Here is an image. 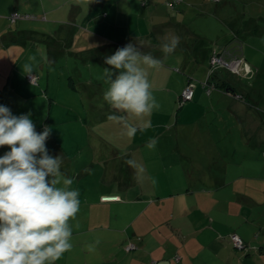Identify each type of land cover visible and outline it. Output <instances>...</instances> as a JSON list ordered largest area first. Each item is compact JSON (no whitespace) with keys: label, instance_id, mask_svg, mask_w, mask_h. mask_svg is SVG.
Listing matches in <instances>:
<instances>
[{"label":"rangeland","instance_id":"374dc122","mask_svg":"<svg viewBox=\"0 0 264 264\" xmlns=\"http://www.w3.org/2000/svg\"><path fill=\"white\" fill-rule=\"evenodd\" d=\"M145 1L150 2L147 7ZM172 1L180 0H138L139 6H133L130 17L132 29L136 32L140 19L143 24L137 33L156 36L148 41L158 38L153 44L162 52V30L181 27L170 32L171 38L173 34L183 39L178 50L185 49L186 54L200 60L210 51L226 50L246 58L245 64L252 69L245 72L243 68L237 74L223 68L229 71L233 84L241 82L244 91L240 93L250 94L241 100L250 110L240 119L231 112L227 98L215 111L207 98L199 129L206 139L205 154L192 144L189 129L178 136L172 126L164 128V116L152 113L145 120L151 127L128 144L132 156L119 154L121 151L114 155L112 148L97 141L96 131L107 128L96 129L97 117L89 109V95L100 92L96 82L104 78L102 67L72 54L58 65L52 64L54 71H49L35 46L40 44L36 34L21 35V49L12 52L10 59L0 52V105L16 116L30 113L37 132L51 129L48 152L62 157V172L73 178L71 187L80 192V211L70 221L73 247L56 264H234L222 256L231 261L240 253H255L256 247L264 252V0H182L175 8L168 7L167 2ZM12 4L3 5V12H14ZM21 4L18 14L39 15L33 10L42 4L23 0ZM150 6L151 10H142ZM47 10L52 7L47 5ZM122 12L129 13V6ZM57 18L63 19L64 13ZM6 23L0 24V30L20 27V31L41 33L36 20ZM60 31L59 24H52L43 33L53 32L54 41L50 42L55 45ZM164 36L169 37V33ZM30 55L39 62L33 73L36 84L22 71ZM179 67L171 66V72L180 75ZM173 123L174 119L170 125ZM108 129L116 140H122L121 129ZM150 138L158 141L154 150L145 147ZM7 151V147L0 148V156ZM208 153L213 156L208 157ZM127 159L139 167H129ZM240 207L251 211L249 221L239 218ZM234 236L247 247L237 249L231 241ZM96 240L99 245L89 253L86 246ZM225 240L230 243L231 258L221 249Z\"/></svg>","mask_w":264,"mask_h":264},{"label":"clouds","instance_id":"9594fccd","mask_svg":"<svg viewBox=\"0 0 264 264\" xmlns=\"http://www.w3.org/2000/svg\"><path fill=\"white\" fill-rule=\"evenodd\" d=\"M178 44L176 36L164 43L163 58L143 53L131 42L105 57L108 88L103 100L112 109L107 119L129 140L143 130L130 123V118L145 120L160 109L147 70L162 67ZM44 61L54 71V61L47 57ZM38 63L30 55L22 66L31 83ZM143 127L149 128L151 123L145 121ZM50 134L48 127L36 131L30 113L16 116L0 105V148L9 149L0 156V264H56L73 247L70 221L80 211V192L71 187L73 178L62 172V157L49 154L46 142ZM157 142L150 138L145 147L154 150ZM125 164L134 170L139 167L131 159ZM99 243L87 245V251L95 252Z\"/></svg>","mask_w":264,"mask_h":264},{"label":"crops","instance_id":"0c3cea01","mask_svg":"<svg viewBox=\"0 0 264 264\" xmlns=\"http://www.w3.org/2000/svg\"><path fill=\"white\" fill-rule=\"evenodd\" d=\"M21 1L22 0H0V24H7L6 22H9L10 15L20 11L22 5ZM62 1L63 2L61 4H58L57 0H23V2H25L26 4H42L38 6V9L33 10V13H37L36 10H38L39 15H42L44 13V16L41 19L39 15L32 16V14L24 13L26 16H32L36 18L34 20L39 22L38 26L41 27V33H39L38 31H20V27H16V30H12V28L6 29L4 27L0 30V52L2 51L6 53L8 59H10L12 52H19L21 49V35L33 36L36 34L40 36V44H35V46L38 47L44 58L47 57L49 60L54 61V65H58L60 60H63L64 57H66V60L72 58L73 54L77 55L78 58H81L84 61L86 59H91V61H93L92 63L104 69L105 67H108L104 63L105 57L114 54V52L118 48H121L130 42L134 43L143 53H150L157 58H163V51L161 52V50H157L155 48L157 44H153V41H155L156 39L158 40V38L151 39L150 43L148 41V37L154 38L156 36H148V34H143L140 31L139 33H137L139 27H141V24H143L139 21L140 19L138 20V23L140 24L136 32L132 29L130 17H132L131 15L134 14V12L132 11L133 6H139L138 0ZM181 1L182 0H180V2ZM8 3H13L12 7L14 12H11L10 10L5 13L3 12V5H7ZM144 3H146L145 6L147 7L150 2L148 3L145 1ZM47 5L51 6L52 10H47ZM128 6L130 8V12H122V10H124V8L126 9ZM152 7L153 6H150L148 9H141L149 11L152 9ZM61 12L64 13V20L57 18V15ZM155 12L157 11L154 10V14ZM140 17L141 15L139 16V18ZM34 20L25 19V21ZM122 20H125L124 24L122 23ZM116 22L119 23V25H117ZM11 23L13 22L11 21ZM14 23L16 24L18 23V21ZM52 24H59L61 26V31L59 33H56L58 43H56L55 45L52 44V41H54V39H52L53 32L50 33V35H45V33H43L44 30L52 26ZM180 28L181 27L172 28V31L175 32V30ZM172 31L170 29L162 30L160 34V37L163 40L160 46L161 49L162 45L167 42V39L165 41V38L171 39L170 32ZM166 32L169 33V37L164 36L166 35ZM172 36L179 37V41L180 39L183 41L181 36L173 34ZM196 38L200 37L196 36ZM50 39H52L51 42ZM178 46L175 51L168 56L162 67L158 69L147 70L148 78L152 85L153 95L157 102L160 104V109L158 111H153L152 113H159V115L164 116V128L172 126L170 129H176L178 132V136L189 129V133H192V144L200 149L201 153L205 154L207 153L205 151L206 139L202 138V135H200L199 133V129L203 125L202 117L206 114V107H204V103H208L207 98H209V107L211 106L214 111L218 109V104L221 102V100L223 98H227L230 102L229 105L231 112L234 114L237 113V116H240L241 119L244 115L245 110H250V108L244 101H241V99L238 100L236 96L241 95L245 97L244 95L248 96L250 94L240 93L244 91L241 88V82L238 80L236 84H233L232 80H230L229 73H227L229 71H225L224 69L220 71L219 68L217 70L215 69L216 80H214V83H225L227 85V88H233L238 94L234 95L232 93H228L227 90L225 91L216 88L217 90L208 95L207 92L202 89L200 84L208 80L209 69L211 67L209 61L211 55L214 52L210 51V55L208 57L206 56L205 59L200 60L190 53L186 54L185 49L178 50ZM194 46L192 48L193 51L194 49H196L194 48ZM179 51H182V53L179 54ZM188 51L190 50L188 49ZM246 61L247 60L245 58V62ZM171 66H180L177 70V73H180V75H175V73H172L170 68ZM249 69L251 68H248V70ZM80 74H82V72H80ZM195 77H199L201 81L195 80ZM71 78V81L74 82L73 77ZM102 78L103 76L96 82V84L98 85L97 89L100 92L93 93L91 94L92 96L89 95L90 98L92 97V99L89 101V109H91V113L96 115L97 117L96 129L100 126L107 128L105 130H101V132L98 130L96 131V137L99 138L97 139V141L103 144L106 148H112L114 150L112 154L114 155L117 153L116 151H121L122 153H118L128 154L132 156L128 152L132 151L133 149L130 150L129 148H127L131 140L121 134L122 129L117 124L107 119L108 115L112 112V109H110L107 103L103 100V94L108 88V85L105 83V79ZM189 79L192 80L195 85L199 86L196 88L193 101L186 104L184 109L180 111L178 107V100ZM50 80L51 79L49 78V86ZM49 86L47 87L48 91L50 89ZM180 112L182 113L179 116ZM147 118H145V120ZM173 119L175 120V123L170 125ZM240 119L238 118V120ZM130 120H133V122L130 121V123H133L138 128L143 129L142 131H137L135 137L143 136L144 133L147 132V129H144L143 127V123L145 122V120H136L135 118H130ZM154 127L155 126H152V128ZM108 128H114L115 130L121 129L119 131L121 135L119 136L122 137V140H116V138H114V132L109 131ZM109 139H113L114 142ZM207 142L209 145L212 143L208 140ZM95 146L99 145L96 144ZM212 156L213 154L208 155V157ZM116 199L117 198H106V201ZM250 217L251 211L248 208L242 207L241 210H239V218H241V220L249 221ZM221 245L225 247L221 248L225 252L224 255L229 258V253L231 252L230 250H228V247L230 246V243L228 245L227 241L225 240ZM256 248L257 251L255 253H248L246 255L240 253L235 259H231V261H227L228 259L224 258L222 254L221 256L225 262H232V260H234V264H264V252H261L258 247ZM261 248L264 249V247ZM177 260H179V258H177Z\"/></svg>","mask_w":264,"mask_h":264},{"label":"built area","instance_id":"2783aa9c","mask_svg":"<svg viewBox=\"0 0 264 264\" xmlns=\"http://www.w3.org/2000/svg\"><path fill=\"white\" fill-rule=\"evenodd\" d=\"M178 2H180V1L168 2L167 5L169 7H174V4H176ZM21 18L29 19L30 17L29 16L21 17L18 14H14L12 17V22H15ZM245 63H246L245 59H243L241 57L233 56L230 52H228L226 50H224L223 52H220V53L217 51H214V53L211 57L212 70H211L210 74L215 73V71L219 68L220 69L224 68L226 70H232V71L234 70L235 73H237V74H240L242 72L243 68H244L243 71L248 72L250 69L248 70L249 66L247 67V65ZM242 65H244V66L242 67ZM245 68H247V69H245ZM33 77H34L33 83L36 84L37 79L35 76H33ZM28 80L31 82V78L29 76H28ZM207 85H208L207 87H209L208 93L210 92V90L215 88V86L212 83L207 82ZM194 90H195V84H191L183 91V93H182V102L183 103H186L188 101L190 102L193 100ZM238 99H240V98H238ZM232 241H233V244L235 245V247L237 249H243L244 248L245 244L239 237H237V236L232 237Z\"/></svg>","mask_w":264,"mask_h":264},{"label":"trees","instance_id":"16d2710c","mask_svg":"<svg viewBox=\"0 0 264 264\" xmlns=\"http://www.w3.org/2000/svg\"><path fill=\"white\" fill-rule=\"evenodd\" d=\"M173 2V1H172ZM175 2H177V1H175ZM168 3V2H167ZM177 4V3H176ZM176 4H174V7H171V8H175V6H176ZM169 7V6H168ZM14 14H18L17 12H15V13H13L10 17H9V19H10V22L12 21V17H13V15ZM18 15H20V14H18ZM21 17H25L26 15H20ZM30 18H29V20H34V19H36V18H34V17H32V16H29ZM20 20H25V18H21V19H18L17 21H20ZM17 21H15V22H17ZM14 23V22H13ZM213 55V54H212ZM212 55H211V57H212ZM209 63H210V66H211V58H210V61H209ZM211 70H212V66L210 67V69H209V77H208V80H206L205 82H203V83H201L200 84V86L202 87V89L204 90V91H206L207 92V94L208 95H210L213 91L212 90H215L216 88L217 89H222V90H227L228 91V93H232V94H238V93H236V91L233 89V88H227V85L224 83V84H220V83H214L215 81L214 80H216V75H215V73H212V74H210V72H211ZM252 73V72H251ZM34 76V75H33ZM36 77V76H35ZM27 79H28V76H27ZM37 79V78H36ZM71 80H72V78H71ZM207 82L208 83H212L214 86H215V88L214 89H212V90H210V92L208 93V89H209V87H207L208 85H207ZM191 84H195L192 80H190L189 79V81H188V83H187V85H186V87L183 89V91L189 86V85H191ZM199 86V85H198ZM197 85H195V89L198 87ZM183 91H182V93H183ZM182 93H181V95H180V98H179V100H178V107H179V110L181 111V109H183L185 106H186V104H188L189 103V101L188 102H186V103H183L182 102ZM194 96H195V90H194ZM236 98H240L241 100L243 99V97L241 96V95H237L236 96ZM194 99V98H193ZM193 101V100H192ZM192 101H190V102H192ZM231 241H232V238H231ZM232 243H233V241H232ZM130 249H132V248H130V247H128L127 248V250H130Z\"/></svg>","mask_w":264,"mask_h":264}]
</instances>
